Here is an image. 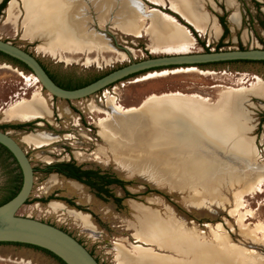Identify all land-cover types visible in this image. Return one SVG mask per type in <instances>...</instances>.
<instances>
[{
    "label": "rangeland",
    "instance_id": "obj_1",
    "mask_svg": "<svg viewBox=\"0 0 264 264\" xmlns=\"http://www.w3.org/2000/svg\"><path fill=\"white\" fill-rule=\"evenodd\" d=\"M199 1L205 12L219 24L221 28L219 36L215 37L211 34L213 22L209 23L210 31L207 33H196V30L190 24L171 10L169 0H74L75 5L79 7L77 14L82 12L83 17L80 18L86 19V29L89 32H94L101 38L102 44L108 46L103 47V51L115 50V53L102 52V50L94 47L92 55L80 56L78 59H72L71 61L51 57L43 49L51 44L49 37L43 35V37L39 36L34 39L25 38L24 29L30 22L25 20L22 11H20V19L16 25L5 24V10L1 12L0 39L34 55L56 77L71 74L81 82L91 81L131 62L185 53L168 51L167 45L157 43L156 31L161 27V21L157 12L150 13L152 10L164 12L170 18L169 22L182 24L188 30L191 39L189 41V52L187 53H202L205 52V48L215 50L223 35V28L220 24L222 17L226 21L229 34L220 44V49H263L259 39L262 38L264 41V32L258 25V21L264 20V7L258 10L251 0H234L239 16V24L233 25L230 17L234 10L227 6V0ZM255 1L264 4V0ZM102 4H105L107 8L105 9L106 14L101 13V8H104ZM59 10L60 29L67 36L73 38L79 36V27L73 22V19H78L80 14L78 16L75 14L74 4L70 3L69 0H61ZM118 12L124 14L123 23L118 20ZM101 14L103 17H101ZM142 20H144V24ZM141 26H143V29L140 36L126 34L127 30L136 33L142 28ZM164 37L166 38L167 35H164ZM202 43L204 46H202ZM185 70L166 69L155 71L163 75H154V78L142 80L144 76L155 73L150 72L121 81L114 90L108 89L109 93L100 92L85 101L65 102L59 99L53 101L52 96L42 89L38 81L34 82V76L30 72L24 71L16 65H11L0 58V116L4 121H11L3 124V126H10L15 123L22 124L21 121L9 117L4 112L18 101L32 102L35 95L43 97L47 106L53 104L55 117L57 118L53 117L52 112L51 118L39 120L45 121L37 124L39 126L44 124L40 128L36 125L33 129H23V131H17V133L12 129L2 131L14 135L19 140H23L28 134L40 136L41 134H37L38 129H44V131L51 134L62 131L66 134V140L64 138L60 141L57 138L48 139L49 145L42 149L35 148L34 145L30 144L24 145L25 150L34 155L33 159L35 160L32 161V164L38 162L39 167H43L44 164L41 161L47 159L46 157L67 156L66 152L71 150L75 156L78 154L76 156L79 160H76L78 164L112 173L115 178L123 181L122 186L126 188L125 191H122L120 187H113L112 200L104 201L87 189L76 188L60 178L56 182L58 184L53 183L54 186L50 189L58 187L61 189L60 196L52 202H58L63 208L62 211H53L49 207L52 202L48 204L45 201H40V196H42L41 186L48 190V185L41 183L38 189L31 193L27 204L17 212V215L46 223L53 222L59 226L60 223L56 220L67 218V221L72 223L71 225L76 227L79 232L84 231L80 230L82 227L87 228L81 222L75 220L70 212L78 211L87 214V216L89 215V220L91 218L95 231L100 234L93 235L84 231L87 235L85 244L87 248L93 249L101 264H119L116 251L117 247L120 246L129 252H134L136 248L151 251L157 258H168L169 260L182 258L172 251L163 250L138 240L136 234L137 213L131 209V201L153 211L160 218L171 219L183 224L186 229L202 236L204 242L214 245L219 244L221 240L218 237H221L225 241L224 247L226 249H238L247 254H257L259 258H264V186L263 192L258 195L254 191L256 186L262 183L264 179V99L246 95L243 96L241 101V116H245L248 123L247 128L242 126L240 129L244 131V134L247 135L246 140L252 145L251 159L237 156L226 149L223 150L215 146L213 143L214 151L207 149L205 147L206 142H211L196 132L189 124L182 122L180 127L176 125L178 127L171 128L172 123L180 122L177 118L171 117L160 121L154 114L141 116L142 125L140 128L142 132L137 133L141 139H144L142 141L144 148L152 149L151 152H153V143L158 139L157 147L179 148L178 151L190 154V157H188L190 161L199 155L206 157L208 166L206 169L207 175L205 174V184L210 189L211 187H218L220 184L221 194L219 199L213 202L207 201L206 204L200 206L189 202L190 195H194V192L191 193L188 190L187 192L172 191L167 184L161 185L158 181L151 180L148 175L128 176L123 167L115 162L110 153L109 145L97 136L99 135V129L96 123L100 119L107 118L108 114L112 112L107 106V101L111 97H114L115 107L124 110L126 107H137L144 98L151 94L159 95L168 92L195 94L205 98L210 103H215L219 99V94L227 90L264 91V65L239 63L200 67L197 69L199 71L194 72ZM259 79L262 83L259 82ZM100 99L102 102H100ZM95 108L99 110H95ZM79 118H81V123L76 126ZM145 119L158 121V126L148 127ZM191 130L196 134L195 136L191 135V137L189 135ZM174 134L185 140L175 141L173 139ZM188 137L190 138L187 140ZM126 148L127 146L123 145V150ZM99 149L103 150V155L97 154ZM79 154H82V157ZM235 157L241 158L242 162ZM183 162L185 163V160ZM247 164L252 165L254 170L249 169ZM3 179L2 168H0V203L4 200L6 192ZM231 184H234L233 188ZM237 191H241L242 199L247 206L246 209L252 212V216H242L243 224L254 231L253 234L257 236L254 241L250 237L241 234L237 225V218L230 214L235 202L234 194ZM125 195L126 199L122 203H115L117 199H123ZM66 199L72 201V204L70 203L72 207L66 205ZM221 199H226L228 203H221ZM67 208L73 211H69ZM66 211L69 215L64 213ZM92 223L91 228L94 229ZM100 235H102L101 238ZM218 248L223 250L220 245ZM230 259V257L225 256V260H228L227 264H230ZM0 264L59 263L47 254L32 248L0 245ZM145 264L149 263L146 262ZM159 264L161 263L159 262Z\"/></svg>",
    "mask_w": 264,
    "mask_h": 264
},
{
    "label": "bare ground",
    "instance_id": "obj_2",
    "mask_svg": "<svg viewBox=\"0 0 264 264\" xmlns=\"http://www.w3.org/2000/svg\"><path fill=\"white\" fill-rule=\"evenodd\" d=\"M2 1L3 0H0V3ZM69 1L74 4L76 10L75 14H77L79 10L78 5H75L73 2L74 0ZM169 1L171 10L181 16L183 20L196 30V32L200 34L207 33L210 31L209 23L213 22L211 34L212 36L215 35V37L219 36L221 31L219 24L205 12L199 0ZM60 2L61 0H11L5 9V24L16 25L20 19V11H22L25 20H29L30 22L24 29L25 38L34 39L39 36L43 37V35L44 37H49L51 44L43 48L44 52L51 57L61 60L65 59L66 61H71L72 59H78L80 56L92 55L94 47L102 50V52L115 53V50L103 51V49L108 46L102 44L101 38L94 32H89L86 29V19L80 18L83 14L82 12L79 13L80 15L77 14V16L79 15L78 19H73V22L79 27V36L74 38L67 36V34L60 29ZM102 5L104 8H101V13L106 14L105 9L107 8L105 4ZM227 6L234 10L230 17L232 24L238 25L239 16L234 0H227ZM98 9L100 10V8ZM151 12H157L159 14L158 18L161 21V27L156 31L157 43L160 45H167L168 51L185 52L184 54L176 55L192 54L187 53L189 52V41L191 39L188 30L182 26V24L179 25L174 22H169L170 18L165 15L164 12L158 10H152L150 13ZM101 17H103L102 14ZM117 17L119 22L123 23L122 18H124V14L118 12ZM142 23L144 24V20H142ZM141 27L142 28L136 33L127 30L126 34H136L140 36L143 26ZM164 35H167V37L165 38ZM41 46L44 47L45 45ZM122 55L124 56L125 54ZM196 68L197 67H188V69H177H186L185 71L193 72L199 71L197 70L199 68ZM154 75L163 74L157 72L151 73L144 76L142 80L151 79ZM33 76L34 82L38 81L40 84L39 79L35 75ZM259 82L262 83L261 80ZM246 95L264 99V91L257 90L223 91L219 94V99L215 103H210L205 98L195 94L168 92L159 95L151 94L144 98L137 107H126V109L121 110L115 107L114 99L111 98L107 101V106L112 112L108 114L107 118L100 119L96 123L99 129L98 136L109 145L110 153L115 162L120 166L123 168H145L151 171L150 174H152V179L155 178L161 185L167 184L172 191L187 192L188 190L191 191V193L194 192V195H190L189 202L193 205L200 206L204 203L206 204L207 201L213 202L219 199L221 194V185L219 182L218 187H211V189L205 184V174L208 166L206 157L199 155L190 161L188 159L190 154L178 151L179 148L171 149L172 147H157L158 139L154 141V151L151 152L152 149L149 150L143 147L144 143L142 141L144 139L140 138L137 131L134 132V127L136 129L141 127L142 115L154 114L160 121L174 117L179 119L180 122L177 121L172 123L171 128L180 127V123L182 122L187 123L205 139L215 144V146L223 150L226 149L237 156L251 159L253 150L252 145L246 140L247 135L240 129L242 126L247 128L248 123L247 118L245 116L242 117V113L240 112L241 101L243 96ZM44 100L43 97L35 95L32 102L25 100L18 101L8 107L4 113H7L9 117L16 118L23 123L45 120L52 117V110L47 106ZM95 110L99 109L95 108ZM151 122V127L158 126V121H153L152 119ZM189 135L195 136L196 134L191 130ZM189 138L190 137H188L187 140ZM48 139L55 138H51L45 134L40 136L28 134L23 138V143L34 145L35 148L42 149L49 145L47 142ZM173 139L175 141L185 140L181 137H177L175 134ZM123 145L127 146L125 150H123ZM97 154L103 155V150L99 149ZM79 155L82 156V154ZM183 160H185V163ZM247 167L254 170L252 165L247 164ZM263 186L264 179L254 190L257 195L263 192ZM231 187L233 188L234 184H231ZM234 198L235 202L230 210V214L237 218V225L241 234L250 237L254 241L257 239V236L253 234L254 231H251L249 227L243 224L242 216H252V212L246 209L247 206L242 199L241 191H237L234 194ZM220 202L228 203L226 199H221ZM131 203L132 209L137 213L136 218L138 223L136 234L138 240L163 250L172 251L182 258H173L170 260L168 258H157L151 251L136 248L134 252H129L120 246L117 247L116 251L119 264H145L146 262L149 264H159V262L161 264H227L228 260H225V256L231 258L229 261L230 264H264V258H259L257 254H247L232 248L226 249L224 247L225 241L221 237H218V239L221 240L219 244L214 245L204 242L202 241V236L186 229V226L184 227L183 224H179L171 219L160 218L156 213L140 204L134 201ZM49 207L52 208L53 211L63 210L58 202H52ZM70 214L75 220L81 222L84 227L90 230L92 229L87 215L74 211L70 212ZM257 227L259 228V226ZM219 245L222 248L224 247L223 250L218 248Z\"/></svg>",
    "mask_w": 264,
    "mask_h": 264
},
{
    "label": "water",
    "instance_id": "obj_3",
    "mask_svg": "<svg viewBox=\"0 0 264 264\" xmlns=\"http://www.w3.org/2000/svg\"><path fill=\"white\" fill-rule=\"evenodd\" d=\"M10 1L11 0L8 1L7 5ZM172 14L175 15L174 13ZM0 52L24 64L30 70V73L39 79L42 89L49 95L67 101L85 99L132 76H142L154 71L188 67L200 68V66L215 63L264 61V49L262 48L246 50L219 49L218 51L210 50L209 52L202 53L194 52L188 55L161 56L138 62H131L109 72L87 86L75 90H66L54 83L38 59L31 53L9 42L2 41L1 39ZM145 123L148 127L152 125L150 120H146ZM135 131L142 132V129L140 127L137 129L134 127V132ZM0 145L5 147L13 155L23 175L20 191L11 200L0 206V243L34 246L50 252L64 264H99L84 246L58 227L43 221L17 215V212L26 204L31 195L33 187V169L22 148L8 133L1 130ZM205 147L213 151L215 149L212 143L209 142H206ZM235 158L242 162L238 157ZM123 169L130 177L134 175H148L151 180L157 181L155 178H151V171L145 168L127 167ZM86 232L98 235V233L89 230Z\"/></svg>",
    "mask_w": 264,
    "mask_h": 264
},
{
    "label": "flooded vegetation",
    "instance_id": "obj_4",
    "mask_svg": "<svg viewBox=\"0 0 264 264\" xmlns=\"http://www.w3.org/2000/svg\"><path fill=\"white\" fill-rule=\"evenodd\" d=\"M24 51H26V50H24ZM26 52H28V51H26ZM0 58L2 60H4L5 62L10 63L11 65H15V64H13V62H10L6 58H3L1 56H0ZM38 61L40 62L42 67L46 70V72L48 73L50 78L54 81V83L56 85H58L59 87L66 89V90L79 89V88L87 86L88 84L99 79V77H98V78H95L91 81L81 82L76 77L72 76L71 74H66V75H63L62 77H56L54 74H52L49 71L47 66L41 60L38 59ZM17 67H19V66H17ZM134 77H136V76H133L131 78H134ZM94 95H92V96H94ZM10 98L12 99L11 96H10ZM88 98L89 97H87L85 99H81V100H76V102L85 101ZM52 99H53V101L58 100L55 97H52ZM59 100H61V99H59ZM61 101L72 102V101H67V100H61ZM49 106L53 112V117L55 119H57L55 117V107L53 106V104L49 105ZM0 111H1V109H0ZM9 122H11V121H4V119L1 118V116H0V127H2L1 131L2 130L7 131L6 129H12L13 131H15V133H17V131L21 132V131H23V129H33V127H35L37 124H39L40 122L43 123L45 121H39L38 120V121H33V122L27 123V124L22 122V124L15 123V124L10 125V126H7V125H5V127L3 126V124L9 123ZM47 122H49V121H47ZM80 123H81V118H79L77 120L76 126H79ZM37 126L39 128L42 127L39 125H37ZM88 131H90V129H88ZM6 133H8V132H6ZM8 134L22 148V150L25 152V155L27 156V158H28V160L32 166V169H33V187H32L31 193H33L35 191V189H38L39 184H41V183H46L48 185V187H47L48 190H45V187L41 186L42 187V190H41L42 196H40V198H41L40 201H45L46 203L49 204L53 200H56L55 199L56 197L60 196L61 189L59 187L52 189V190L50 189L54 186V184H56V185L58 184L56 182L60 178L63 179L64 181L74 185L76 188L82 187L83 189H87L88 191L92 192L93 195L98 197L100 200H104V201L112 200V197H113L112 189H113V187H120L122 189V191L126 190V188L123 187L122 185H115L112 183L113 178H115L112 175V173H109L107 171H101L100 169L89 168V167L84 166L83 164H78L76 162V160H78L76 158L77 154L75 156L73 154V151H71L69 149H68L69 151L66 152L67 156H61V157H55V158L54 157L52 158L50 156V157H46L47 159H43L41 161L44 164L43 167H39L38 162L33 165L32 161L35 160V159H33L34 155H33V153L27 152L25 150L24 145H26V144L23 143V140L22 139L19 140L18 138H16L14 135H11L10 133H8ZM37 134H41V135L45 134L51 138H57L59 141L62 140V138H64L65 140L67 139L66 134L63 133V131L56 133V134H51V133L44 131V129H38ZM63 150H65V149L63 148ZM0 168H2V173L4 176L3 186L6 189L5 197H4V200H5L8 197H11L12 195H17V193L20 191L21 186H22V182H23V175H22L21 169H20L17 161L13 157V155L2 145H0ZM48 183H50V184H48ZM124 197H123V199H118V200H120L119 203H122V201H124L126 199V195ZM66 201H67L66 205L72 207V205H70V203L72 204V201H70L69 199L68 200L66 199ZM131 202H133V201H131ZM115 203H118V202H115ZM67 210H69V209L67 208ZM69 211H73V210H69ZM67 212L68 211H66L64 213L68 214ZM74 212H78V211H74ZM78 213H82V212H78ZM82 214H84V213H82ZM84 215H87V214H84ZM56 221L58 223H60V226L53 223V222H47V223L58 227L59 229L63 230L64 232H66L67 234L72 236L82 246H84V248H86V250H88V252L95 258V260L99 264H101L99 262V260L97 259V257L95 256L93 249L87 248V246L85 244L87 235H86V233H84V231L89 230V231L100 234L99 232L95 231V226L92 223L91 218H90V221H91L94 229L90 230V229H85L82 227V229H80V230H84V231H80V232H79V230L76 229V227L71 225L72 223H69L67 221V218L58 219ZM99 237L101 238L102 235H100ZM114 245H115V243H114Z\"/></svg>",
    "mask_w": 264,
    "mask_h": 264
},
{
    "label": "trees",
    "instance_id": "obj_5",
    "mask_svg": "<svg viewBox=\"0 0 264 264\" xmlns=\"http://www.w3.org/2000/svg\"><path fill=\"white\" fill-rule=\"evenodd\" d=\"M9 0H3L1 3H0V14L3 10H5V8L7 7V3H8ZM253 2V4L257 7L258 10H260L261 7H264V4H260L258 3L257 1L255 0H251ZM264 19V18H263ZM224 17H222V19H220V24L223 28V35L221 37V40H220V43L216 46L215 48V51H218L220 48H221V45L224 38H226V36L229 34V30H228V27L226 25V21L224 20ZM258 25L260 26L261 30L264 32V20L262 21H258ZM197 33V32H196ZM260 42L262 43L263 45V49H264V41L263 39H259ZM202 46H204V44L202 43ZM241 50H246L245 48H241ZM210 50L208 48H205V52H209ZM0 56L3 57V58H6L7 60H9L10 62H13V64H15L16 66H19L20 68H22L24 71H27V72H30V70L24 65L22 64L21 62L15 60V59H12L10 57H8L7 55L3 54L0 52ZM239 63H244V64H259V65H264V61L263 62H249V61H237V62H226V63H215V64H209V65H204V66H200V67H209V66H215V65H229V64H239ZM111 72V71H110ZM109 73V72H108ZM106 73V74H108ZM104 74V75H106ZM104 75L100 76L99 78L103 77ZM137 76V75H135ZM133 77V76H132ZM131 78V77H130ZM129 79V78H128ZM2 127H0V130H1ZM112 183L115 184V185H123V181L117 179V178H113L112 180ZM14 196L16 195H12L11 197H8L7 199L3 200L1 203H0V206L5 204L6 202H8L9 200H11ZM28 202V201H27ZM26 202V204H27ZM116 202H120V200H116ZM0 245H15V246H22V247H27V248H32V249H35V250H38V251H41L45 254H47L48 256L52 257L53 259H55L59 264H64L60 259H58L57 257H55L53 254H51L50 252L48 251H45L43 249H40V248H37V247H34V246H29V245H22V244H12V243H0Z\"/></svg>",
    "mask_w": 264,
    "mask_h": 264
},
{
    "label": "built area",
    "instance_id": "obj_6",
    "mask_svg": "<svg viewBox=\"0 0 264 264\" xmlns=\"http://www.w3.org/2000/svg\"><path fill=\"white\" fill-rule=\"evenodd\" d=\"M119 83H120V82H118V83H116V84H114V85H111V86L105 88L104 90H102V91H100V92H101V93H102V92H107V93H109L108 89L114 90V89L116 88V85L119 84ZM100 92H98V93H100ZM113 92H114V91H113ZM111 98H114V97H111ZM111 98H109V99H111ZM105 99H106V98H105ZM100 102H102L101 99H100Z\"/></svg>",
    "mask_w": 264,
    "mask_h": 264
}]
</instances>
